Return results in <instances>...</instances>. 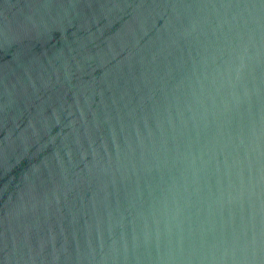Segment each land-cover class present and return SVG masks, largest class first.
Returning a JSON list of instances; mask_svg holds the SVG:
<instances>
[{"label": "water", "instance_id": "water-1", "mask_svg": "<svg viewBox=\"0 0 264 264\" xmlns=\"http://www.w3.org/2000/svg\"><path fill=\"white\" fill-rule=\"evenodd\" d=\"M0 264H264V0H0Z\"/></svg>", "mask_w": 264, "mask_h": 264}]
</instances>
